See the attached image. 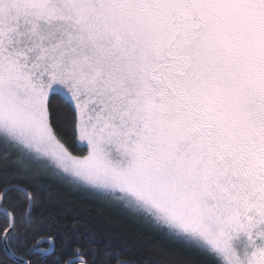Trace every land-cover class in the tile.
<instances>
[{
	"label": "snow or ice",
	"instance_id": "6c2138e0",
	"mask_svg": "<svg viewBox=\"0 0 264 264\" xmlns=\"http://www.w3.org/2000/svg\"><path fill=\"white\" fill-rule=\"evenodd\" d=\"M41 168L189 264H264V0H0V264H165Z\"/></svg>",
	"mask_w": 264,
	"mask_h": 264
},
{
	"label": "trees",
	"instance_id": "16d2710c",
	"mask_svg": "<svg viewBox=\"0 0 264 264\" xmlns=\"http://www.w3.org/2000/svg\"><path fill=\"white\" fill-rule=\"evenodd\" d=\"M74 154L79 153L74 151ZM36 171L38 178L34 180V183L39 185L44 194H55L65 205H86L89 211L83 219L89 221L93 228L101 232L116 234L121 242V248L125 252L128 248H132L138 255L151 254L158 259H162L165 264H179L181 261L184 264H189L190 261L199 259L195 254L186 253L177 246L163 240L128 215L74 194L70 185L63 182L59 176L53 175L43 168ZM4 225L5 222L0 220V227ZM33 227L35 228L36 225H33ZM82 230L87 231V229ZM0 260H6L2 252H0Z\"/></svg>",
	"mask_w": 264,
	"mask_h": 264
},
{
	"label": "clouds",
	"instance_id": "9594fccd",
	"mask_svg": "<svg viewBox=\"0 0 264 264\" xmlns=\"http://www.w3.org/2000/svg\"><path fill=\"white\" fill-rule=\"evenodd\" d=\"M160 119L162 124L166 127L169 132H174L179 126L174 114L169 112H164L160 114Z\"/></svg>",
	"mask_w": 264,
	"mask_h": 264
},
{
	"label": "rangeland",
	"instance_id": "374dc122",
	"mask_svg": "<svg viewBox=\"0 0 264 264\" xmlns=\"http://www.w3.org/2000/svg\"><path fill=\"white\" fill-rule=\"evenodd\" d=\"M42 169V168H41ZM46 170V169H45ZM57 176V175H56Z\"/></svg>",
	"mask_w": 264,
	"mask_h": 264
}]
</instances>
